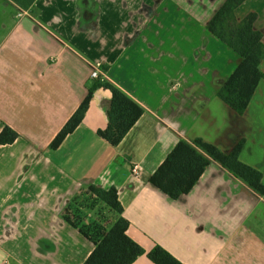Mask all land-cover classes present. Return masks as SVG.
<instances>
[{"label":"crops","instance_id":"obj_1","mask_svg":"<svg viewBox=\"0 0 264 264\" xmlns=\"http://www.w3.org/2000/svg\"><path fill=\"white\" fill-rule=\"evenodd\" d=\"M222 1L36 0L23 10L0 0V131L19 135L0 146V264H83L94 246L63 213L89 186L116 189L145 253L159 245L183 264H264V198L219 164L177 200L149 183L179 140L201 139L226 154L242 142L239 161L264 185V81L242 115L217 96L240 62L206 27ZM249 13L264 41V0L235 11ZM93 64L143 114L109 145L97 131L111 93L94 89L82 123L52 150L97 83Z\"/></svg>","mask_w":264,"mask_h":264},{"label":"trees","instance_id":"obj_2","mask_svg":"<svg viewBox=\"0 0 264 264\" xmlns=\"http://www.w3.org/2000/svg\"><path fill=\"white\" fill-rule=\"evenodd\" d=\"M23 10L29 9L36 0H12ZM246 0H225L207 23V29L226 44L239 57L235 71L223 82L218 98L229 108L242 115L261 81H264V41L261 32L254 29L257 15L249 13L238 20L235 11ZM104 69V68H103ZM83 101L60 129L49 147L56 150L63 140L82 123L88 111L94 89L110 91V106L107 111V125L97 135L109 145L117 146L143 114V109L120 89L112 84L96 81ZM1 124V121H0ZM19 135L12 128L3 125L0 131V146L10 145ZM242 142L226 154L201 139L179 140L158 168L149 178V183L171 200L186 195L198 182L205 169L212 163L245 184L250 190L264 198V185L257 170L239 161ZM81 212H93L103 207L109 212V220L99 223H85L71 214L74 208ZM123 207L116 189H101L89 186L82 189L66 206L63 220L76 229L94 248L83 264H133L145 255L153 264H183L163 247L155 245L145 251L127 235L129 222L123 217ZM76 218V219H75ZM77 219L79 221H77ZM81 222V224H79Z\"/></svg>","mask_w":264,"mask_h":264},{"label":"rangeland","instance_id":"obj_3","mask_svg":"<svg viewBox=\"0 0 264 264\" xmlns=\"http://www.w3.org/2000/svg\"><path fill=\"white\" fill-rule=\"evenodd\" d=\"M79 1L81 0H75V2H79ZM250 7H251L250 4L246 5L245 7H242L239 13L241 14L242 12L247 11ZM0 31H3V28L0 27ZM6 48H7L6 45L5 46L0 45V53L7 52ZM95 66H98V65H95ZM78 206H79V210L74 208L75 210H73L71 214H75L74 216L78 218L81 222L83 221L84 222L83 224L85 223L89 224V223H94V222L102 224L109 220V212L105 210L103 207L98 206L94 208L93 212L83 213L81 212V210H83V207L81 205H78ZM78 219L77 221H79ZM81 222L79 224H81Z\"/></svg>","mask_w":264,"mask_h":264},{"label":"built area","instance_id":"obj_4","mask_svg":"<svg viewBox=\"0 0 264 264\" xmlns=\"http://www.w3.org/2000/svg\"><path fill=\"white\" fill-rule=\"evenodd\" d=\"M24 14V13H23ZM21 16V15H19ZM91 79H94V80H98V81H101L103 82V78L102 77V74L98 68V66H92V71H91ZM131 173L134 177H139L140 175V172H139V167L136 166V165H133L132 168H131Z\"/></svg>","mask_w":264,"mask_h":264},{"label":"flooded vegetation","instance_id":"obj_5","mask_svg":"<svg viewBox=\"0 0 264 264\" xmlns=\"http://www.w3.org/2000/svg\"><path fill=\"white\" fill-rule=\"evenodd\" d=\"M208 1H209V3H212V2H213V1L211 2V0H208ZM224 1H225V0L222 1L221 5L223 4ZM221 5H220V6H221ZM220 6H219V7H220ZM219 7L217 8V10L219 9ZM217 10H216V11H217ZM216 11H215V12H216ZM215 12H214V13H215ZM212 16H213V15H212ZM212 16H211V17H212ZM210 19H211V18H210ZM210 19H209V20H210Z\"/></svg>","mask_w":264,"mask_h":264}]
</instances>
